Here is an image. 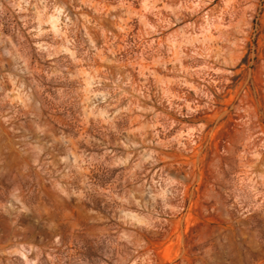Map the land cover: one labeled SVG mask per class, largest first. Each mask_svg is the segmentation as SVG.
<instances>
[{"label":"rangeland","instance_id":"374dc122","mask_svg":"<svg viewBox=\"0 0 264 264\" xmlns=\"http://www.w3.org/2000/svg\"><path fill=\"white\" fill-rule=\"evenodd\" d=\"M0 264H264V0H0Z\"/></svg>","mask_w":264,"mask_h":264}]
</instances>
